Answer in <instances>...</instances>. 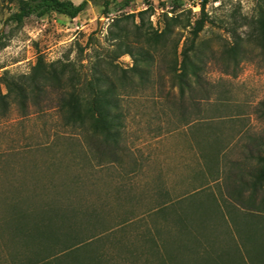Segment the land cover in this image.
Masks as SVG:
<instances>
[{
    "label": "rangeland",
    "instance_id": "rangeland-1",
    "mask_svg": "<svg viewBox=\"0 0 264 264\" xmlns=\"http://www.w3.org/2000/svg\"><path fill=\"white\" fill-rule=\"evenodd\" d=\"M201 2L90 0L74 19L50 13L16 24L7 20L16 8L0 0L2 92L6 79L29 89L38 57L68 65L82 87L96 72L129 84L119 98L118 143L110 147L65 126L58 96L48 89L29 96L24 108L11 103L0 117V223L11 199L32 203L55 188L66 205L93 211L96 228L113 231L105 246L121 255L118 264H157V256L166 264H198L177 216L190 219L192 235L202 232V219L216 249L233 221L258 213L264 190L248 183L264 154V48L255 41L264 0H207L191 53L200 82L180 101L168 66L190 44ZM155 31L165 32V47L163 40L147 45ZM235 34L244 48L234 63L223 52ZM126 45L153 51L143 84L131 71L132 57L121 54Z\"/></svg>",
    "mask_w": 264,
    "mask_h": 264
},
{
    "label": "trees",
    "instance_id": "trees-1",
    "mask_svg": "<svg viewBox=\"0 0 264 264\" xmlns=\"http://www.w3.org/2000/svg\"><path fill=\"white\" fill-rule=\"evenodd\" d=\"M16 8L7 20L20 23L31 16L43 17L56 13L69 19L82 13L90 0L74 4L70 0H9ZM202 0L199 17L193 23L191 40L188 46L183 45L179 52L180 61L168 66V73L173 86L178 89L180 101L187 93H194V83L200 82V65L191 59L194 41L207 21L205 5ZM179 7V5H176ZM141 15V14H140ZM168 20V19H167ZM163 34H147L149 48L163 40ZM255 41L264 48V11L258 24V35ZM241 37H232V44L224 50V55L233 62L243 54ZM123 55L132 57L133 74L137 75L140 84L146 82L151 74L154 54L143 47L125 46ZM63 63L46 64L41 57L36 59L32 73L29 75L28 87L12 80H5L6 91L0 89V117L9 111L12 102L24 108L29 96L37 98L45 89L57 94V107L65 126L86 130L89 140L97 138L105 147L116 146L120 136L121 113L119 98L129 87L127 79L113 80L102 73H95L82 87V83L73 69ZM192 100V97H191ZM182 107V102L180 104ZM184 116L182 115V118ZM183 120H185L183 118ZM186 125L190 124L185 122ZM91 150V149H90ZM92 152V151H91ZM259 168L251 174L248 183L253 188L264 190V154L257 157ZM246 182L242 183V187ZM37 199V200H36ZM196 209V208H195ZM231 215V212H230ZM233 219V218H232ZM97 216L93 211L82 210L77 206L66 205L63 197L53 188L45 198L37 197L31 203L29 198L18 197L10 201L9 211L4 214L0 223V252H4L3 264H118L124 262L119 253L112 252L105 246L107 237L113 232L106 227L96 228ZM200 231L192 235L190 219L184 215L177 216L176 224L181 233L190 237L187 250L196 255L193 258L198 264H264V197L257 214L250 213L243 221L232 222L227 227V241L222 245L208 241L202 219H198ZM237 221V220H236ZM86 226L82 227L80 224ZM229 226V225H227ZM5 234V235H4ZM6 236V237H4ZM201 236V239H199ZM203 244L202 242H204ZM149 243L156 249V243L149 237ZM153 248V247H152ZM201 251V252H200ZM171 261V256L169 255ZM157 264H166L157 256Z\"/></svg>",
    "mask_w": 264,
    "mask_h": 264
},
{
    "label": "built area",
    "instance_id": "built-area-1",
    "mask_svg": "<svg viewBox=\"0 0 264 264\" xmlns=\"http://www.w3.org/2000/svg\"><path fill=\"white\" fill-rule=\"evenodd\" d=\"M199 7H200V4H197L196 8L199 9Z\"/></svg>",
    "mask_w": 264,
    "mask_h": 264
}]
</instances>
